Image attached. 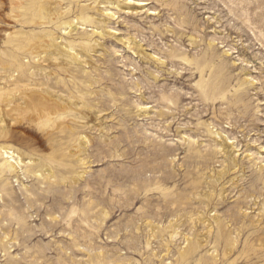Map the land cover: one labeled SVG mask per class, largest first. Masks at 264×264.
Wrapping results in <instances>:
<instances>
[{"label":"rangeland","instance_id":"1","mask_svg":"<svg viewBox=\"0 0 264 264\" xmlns=\"http://www.w3.org/2000/svg\"><path fill=\"white\" fill-rule=\"evenodd\" d=\"M31 1L0 0V264H264V0Z\"/></svg>","mask_w":264,"mask_h":264},{"label":"bare ground","instance_id":"2","mask_svg":"<svg viewBox=\"0 0 264 264\" xmlns=\"http://www.w3.org/2000/svg\"><path fill=\"white\" fill-rule=\"evenodd\" d=\"M10 7H12L11 11L14 12L16 9L18 10V16L20 18L19 22L15 23V26H22L26 27L28 25H41V26H46L48 24L47 20L44 19L37 23L35 19H24L23 17L27 12H30L31 10H34L36 7V3L31 0H11L9 3ZM43 9L47 14L51 12L50 7H45L43 6ZM0 12H4V8L0 6ZM57 14L51 15V18L56 16ZM85 20V17H83ZM73 29H75L74 24H70ZM31 96V95H30ZM13 101L17 102L18 99H16V96H13ZM31 101H33V104L30 105L31 107H36L38 108L42 113L44 111L47 112L51 117H58L59 114H65L70 110V103L69 102H64V101H59V98L57 96H54L51 93L48 94H38V92L35 93V95H32L30 97ZM18 110L17 108H13L11 106H8V109H2L0 110V140L2 144H0V200L5 201H12L15 200L18 195L13 192L12 188V183L11 181V174L13 173L15 177H19V171L21 170V166L17 159L14 158V153L10 152V149L7 146V143L13 140L17 133L16 131H12L13 127L10 124V121L12 120V112ZM11 118V120H10ZM19 121H16L15 125L18 124ZM79 138V137H78ZM75 138V142H79L81 144V149L80 151L86 150L85 146L88 144L87 138H81L78 139ZM66 165V164H65ZM71 165V164H70ZM62 173V172H61ZM29 177H34L38 180H40L43 183H48L51 178L55 176V173L52 168L48 167L43 163L42 161L37 160L32 166L30 171H28ZM34 174H37L38 176H32ZM86 173H82L79 177V181L81 182L84 180ZM43 180V181H42ZM89 183V180H86V185ZM89 185V184H88ZM53 187H51L52 189ZM3 195V193H5ZM27 192V191H26ZM42 192H45V190H42ZM2 193V195H1ZM82 193H87V194H94L91 192H87L85 190H82ZM31 195H34L33 193ZM6 196V198H5ZM28 196V195H27ZM40 196V195H39ZM57 197L56 195L48 196V199H54ZM28 203L30 204V196L27 198ZM58 222L54 221L52 224L60 225L61 223L57 224ZM52 225V226H54ZM55 227V226H54ZM192 253L196 252V247H193L191 250ZM231 254V252L229 253ZM212 264H216V261Z\"/></svg>","mask_w":264,"mask_h":264}]
</instances>
